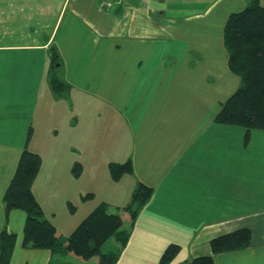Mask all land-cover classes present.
<instances>
[{
	"label": "crops",
	"instance_id": "obj_1",
	"mask_svg": "<svg viewBox=\"0 0 264 264\" xmlns=\"http://www.w3.org/2000/svg\"><path fill=\"white\" fill-rule=\"evenodd\" d=\"M251 1L0 0V231L16 233L9 264L81 261L22 246L24 212L5 216L3 193L25 145L41 157L32 192L62 237L111 202L89 200L110 162L132 165L108 180L111 203L120 205V185L122 202L139 182L152 188L115 264H160L170 243L180 250L168 264L205 254L214 264H264V131L245 139V128L215 121L240 84L223 25ZM52 46L64 97L47 81ZM241 227L251 230L246 248L211 253V238Z\"/></svg>",
	"mask_w": 264,
	"mask_h": 264
},
{
	"label": "trees",
	"instance_id": "obj_2",
	"mask_svg": "<svg viewBox=\"0 0 264 264\" xmlns=\"http://www.w3.org/2000/svg\"><path fill=\"white\" fill-rule=\"evenodd\" d=\"M223 44L228 68L239 77L240 84L221 103L215 121L245 128L247 139L251 129L264 131V6L258 0H252L241 10L229 13L223 25ZM58 65L59 55L52 46L47 81L56 97H64L69 85L58 75ZM40 167V155L28 150L25 145L2 197L6 218L12 209H21L25 213L22 246L48 249L52 253L67 252L84 260L96 256L99 264H115L140 209L152 195V188L141 182L137 184L130 201L123 207L129 216L127 229L121 227L119 213L109 211L108 204L101 202L68 236L62 237L56 227L43 217L42 208L31 189ZM108 168L114 180L132 172L130 160L110 162ZM80 171L81 165L75 163L72 168L74 176ZM91 195L87 193L85 197ZM68 208L73 210L74 206L68 204ZM109 238L116 241V251L104 253L101 248ZM250 241L251 230L241 227L211 238L209 247L212 254H218L244 249ZM15 242V232L0 231V264H9ZM179 250L178 244H168L161 254L160 264H168ZM188 264H214V260L211 254L198 255L191 258Z\"/></svg>",
	"mask_w": 264,
	"mask_h": 264
},
{
	"label": "rangeland",
	"instance_id": "obj_3",
	"mask_svg": "<svg viewBox=\"0 0 264 264\" xmlns=\"http://www.w3.org/2000/svg\"><path fill=\"white\" fill-rule=\"evenodd\" d=\"M126 112H127V110H126ZM26 148L28 149V150H30L28 147H27V145H26ZM110 175V176H109ZM99 176L101 177V175L99 174ZM105 176L107 177L106 178V180H105V183L102 185V186H98L96 189H97V193H96V196H94V197H92L91 199L89 198V200H90V202H94V201H96L95 199H96V197L97 196H100L101 198H103L104 196H105V201H111V202H115L116 200L115 199H113V198H110V195H108V190H109V186L111 185V183H109L108 182V180L110 179V181H116V180H114L113 178H112V176H111V174H110V172H109V174H108V172H106V174H105ZM112 188H114V187H111L110 188V190H112ZM117 190L118 191H120V195H119V199H118V201H120L119 202V204L120 205H116L115 203H111V202H107V204H108V209H109V211H111V212H117V213H119V215L121 216V215H123V216H127V217H129L128 216V214L124 211V209H123V207L126 205V204H128V202L130 201H128L127 199L125 200V201H123L122 202V198H123V196L125 195V188H124V185H120V187H118L117 188ZM92 196V195H91ZM90 197V196H89ZM128 201V202H127ZM67 210V207H65L64 206V211L65 212H67L66 211ZM17 212H24L23 210H18ZM70 212V211H69ZM71 213V212H70ZM76 213H74V215H75ZM24 215H25V213H24ZM83 219V218H82ZM121 219H122V216H121ZM81 221V220H80ZM11 222V225L13 224V221H10ZM79 223V222H78ZM122 223H123V221H122ZM129 225V223H128V221H125L123 224H122V228L123 227H126V226H128ZM13 227H15V226H13ZM116 247H117V243H116V241L113 239V238H109L106 242H104V244L102 245V251L104 252V253H107V252H110V251H116ZM76 257V256H75ZM78 258V257H77ZM81 261H78L77 259L75 260H73V261H71V263H69V264H99L98 263V259H97V257L96 256H93V257H91V258H89V259H86V260H84V259H81V258H79Z\"/></svg>",
	"mask_w": 264,
	"mask_h": 264
}]
</instances>
